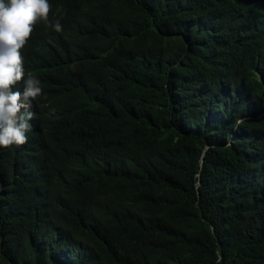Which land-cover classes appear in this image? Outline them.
<instances>
[{
  "label": "trees",
  "instance_id": "1",
  "mask_svg": "<svg viewBox=\"0 0 264 264\" xmlns=\"http://www.w3.org/2000/svg\"><path fill=\"white\" fill-rule=\"evenodd\" d=\"M48 3L62 27L23 49L43 140L0 146V264H264V0Z\"/></svg>",
  "mask_w": 264,
  "mask_h": 264
},
{
  "label": "clouds",
  "instance_id": "2",
  "mask_svg": "<svg viewBox=\"0 0 264 264\" xmlns=\"http://www.w3.org/2000/svg\"><path fill=\"white\" fill-rule=\"evenodd\" d=\"M49 11L48 0H0V146L27 147L43 140L45 91L24 69L23 49L37 20L60 30L58 21H49Z\"/></svg>",
  "mask_w": 264,
  "mask_h": 264
}]
</instances>
